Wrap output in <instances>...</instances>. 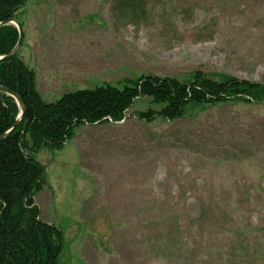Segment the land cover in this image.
I'll list each match as a JSON object with an SVG mask.
<instances>
[{"label": "rangeland", "instance_id": "374dc122", "mask_svg": "<svg viewBox=\"0 0 264 264\" xmlns=\"http://www.w3.org/2000/svg\"><path fill=\"white\" fill-rule=\"evenodd\" d=\"M27 0L21 56L48 102L142 74L264 83V0ZM146 9V10H145ZM80 126L43 148L41 218L61 264H264V101Z\"/></svg>", "mask_w": 264, "mask_h": 264}, {"label": "trees", "instance_id": "16d2710c", "mask_svg": "<svg viewBox=\"0 0 264 264\" xmlns=\"http://www.w3.org/2000/svg\"><path fill=\"white\" fill-rule=\"evenodd\" d=\"M146 0H123L134 13ZM27 0H0V22L16 16ZM146 10V9H145ZM13 24L0 26V56L17 44ZM120 88L110 82L64 93L46 101L37 89V73L20 51L0 61V85L17 93L0 98V264H61L65 234L41 218L36 195L46 186L45 167L37 154L43 148L61 150L80 126L124 120L135 102L147 98L146 109L131 112L141 121H174L217 105L264 101V83L226 73L195 70L190 78L142 74Z\"/></svg>", "mask_w": 264, "mask_h": 264}, {"label": "water", "instance_id": "95a60500", "mask_svg": "<svg viewBox=\"0 0 264 264\" xmlns=\"http://www.w3.org/2000/svg\"><path fill=\"white\" fill-rule=\"evenodd\" d=\"M7 24H14L17 27V29L19 31V39H18V42L15 45V47L9 53L0 56V61L3 60V59H6V58L14 57L19 52L20 48L22 47L23 41H24V28H23L21 22L19 21V19L17 17H11V18H9V19H7L5 21L0 22V26H4V25H7ZM2 92H6L7 94L13 96L16 99L17 104L20 107L19 117H18V119H17V121H16V123H15V125L13 127V128H15L19 124L21 119L23 118V116H24V114L26 112V106H25V104L23 103L22 99L20 98V96L17 93H15V92L11 91L10 89L0 85V98H2ZM118 123H121V122H118ZM8 133H9V131H7L6 133L2 134L0 136V139L4 138Z\"/></svg>", "mask_w": 264, "mask_h": 264}, {"label": "crops", "instance_id": "0c3cea01", "mask_svg": "<svg viewBox=\"0 0 264 264\" xmlns=\"http://www.w3.org/2000/svg\"><path fill=\"white\" fill-rule=\"evenodd\" d=\"M23 58V57H22ZM24 59V58H23ZM25 61V60H24Z\"/></svg>", "mask_w": 264, "mask_h": 264}]
</instances>
